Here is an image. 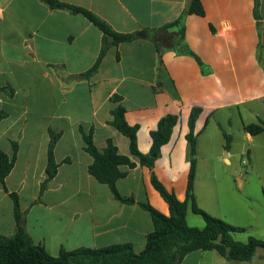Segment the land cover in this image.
I'll return each mask as SVG.
<instances>
[{
    "label": "crops",
    "instance_id": "1",
    "mask_svg": "<svg viewBox=\"0 0 264 264\" xmlns=\"http://www.w3.org/2000/svg\"><path fill=\"white\" fill-rule=\"evenodd\" d=\"M59 1L85 8L125 34L159 29L189 8V0ZM201 2L205 16L189 15L185 26L186 43L203 68L192 56L173 50L165 51L160 62L154 43L138 40L109 46L99 72L87 80L75 77L97 62L104 44L98 27L83 15L51 9L41 0H0V150L12 155L13 142L18 144L6 183L10 192L19 195L27 232L50 255L125 243L140 253L154 231L149 212L116 200L107 185L89 174L93 158L84 150L81 128L85 133L93 130L98 149L104 150L112 140L121 155L137 162L129 139L109 125L117 106L111 101L115 95L123 98L128 124L140 126L138 148L143 154L151 150V132L159 121L166 115L179 117L155 173L180 201L186 199L190 173L187 135L194 108L202 109L195 128L198 205L208 212L197 190L205 162L208 172L216 174L217 163L232 164L235 159L245 164L246 156L255 171L256 150L264 148L256 147V140H262L264 133L252 136L244 127L264 122V0H259L260 19L255 17L256 0ZM234 118L244 132L241 149L240 139L227 129ZM51 132L61 134L55 149L60 166L42 193ZM219 134L222 141L217 140ZM120 169L126 173L117 183L123 197L149 202L170 215L148 168ZM240 188L244 189L242 184ZM248 208L250 214L255 212ZM15 233L14 203L0 186V235ZM208 253H190L180 264H223L214 263L217 257Z\"/></svg>",
    "mask_w": 264,
    "mask_h": 264
},
{
    "label": "trees",
    "instance_id": "2",
    "mask_svg": "<svg viewBox=\"0 0 264 264\" xmlns=\"http://www.w3.org/2000/svg\"><path fill=\"white\" fill-rule=\"evenodd\" d=\"M41 1L51 9L65 10L75 15L85 16L104 35L103 48L97 62L89 71L75 77V79L88 80L97 74L109 46H118L138 40L153 42L160 62L165 51L173 50L179 55L192 56L202 68L204 67L202 60L186 43L185 26L187 16H205V8L201 0H193L188 10L172 23L159 29H143L130 34L116 32L107 22L85 8L63 3L59 0ZM258 10L259 0H256V19H260ZM11 92H13L12 89ZM122 100L123 98L119 95L111 98V101L117 106L111 112L112 119L109 121V125L129 139L131 155L137 159V162H134L129 156L121 155L112 140L108 141L104 150L98 149L94 142L93 130L85 133L81 128V133L85 143L84 150L93 158V164L89 167V174L99 183L107 185L116 200L128 205L138 204L150 213L154 222V231L147 236L144 250L137 253L132 244L125 243L97 249L61 250L58 256H52L44 247L37 245L24 226V213L21 210L19 195L10 192L6 183L17 160L18 144L13 142L14 152L12 155L0 150V186L13 200L16 233L10 237L0 235V264H180L188 254L197 251H215L229 262H251L259 249L264 250V240L256 237H250L247 242L236 240L235 235L243 232V228L235 227L224 220L209 215L197 202L195 185L198 164V135L195 128L202 109L194 108L189 119L187 158L190 162V173L186 199L180 201L175 193L165 187L155 173L156 162L162 156L163 146L170 142L179 117L166 115L159 121L157 129L151 132V150L149 153L143 154L138 148L140 126L128 124L126 109L122 105ZM2 118L3 116H0V120ZM244 130L252 136H258L264 133V122L245 125ZM60 137L61 134L51 132L46 178L41 186L42 193L48 189L50 182L58 174L60 165L55 158V149ZM65 162H70V159ZM138 165L150 170L151 183L168 204L169 216L162 214L149 202L137 203L134 197H123L119 193L117 183L126 176V173L121 171V166L134 169ZM190 211L204 219V228L190 226L187 219Z\"/></svg>",
    "mask_w": 264,
    "mask_h": 264
},
{
    "label": "rangeland",
    "instance_id": "3",
    "mask_svg": "<svg viewBox=\"0 0 264 264\" xmlns=\"http://www.w3.org/2000/svg\"><path fill=\"white\" fill-rule=\"evenodd\" d=\"M229 134H235L240 139V149L244 142L242 141L244 132L240 128L238 119L234 118L230 127H227ZM218 141H222L219 134ZM218 143V142H217ZM256 147L264 146V138L256 140ZM211 147L205 148L209 151ZM257 149L259 157L253 158L255 162V171H253L252 159L245 156V164L233 159L232 164L225 161L217 163L216 174L209 173L205 165L202 164L197 179V190L203 206L208 210L209 215L224 220L227 223L239 224L244 231L237 233L235 238L240 242H247L250 237H256L264 240V148ZM224 151L223 154H225ZM221 156V155H220ZM223 157V156H222ZM205 160L209 158L205 157ZM244 189L241 190L240 185ZM255 211L257 216L250 214V209ZM190 226L204 228V219L190 212ZM197 222H201L199 225ZM262 236V237H258ZM236 239V240H237ZM258 254L252 263L245 264H264V250H258ZM208 255L217 257L214 263L223 262L230 264L227 260L221 258L217 252H209ZM262 255V257H259Z\"/></svg>",
    "mask_w": 264,
    "mask_h": 264
},
{
    "label": "water",
    "instance_id": "4",
    "mask_svg": "<svg viewBox=\"0 0 264 264\" xmlns=\"http://www.w3.org/2000/svg\"><path fill=\"white\" fill-rule=\"evenodd\" d=\"M193 0H189L188 1V7L190 6V4L192 3Z\"/></svg>",
    "mask_w": 264,
    "mask_h": 264
}]
</instances>
